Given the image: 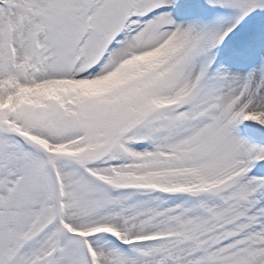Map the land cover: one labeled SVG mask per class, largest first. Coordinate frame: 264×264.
<instances>
[{
	"label": "snow or ice",
	"instance_id": "6c2138e0",
	"mask_svg": "<svg viewBox=\"0 0 264 264\" xmlns=\"http://www.w3.org/2000/svg\"><path fill=\"white\" fill-rule=\"evenodd\" d=\"M0 264H264V0H0Z\"/></svg>",
	"mask_w": 264,
	"mask_h": 264
}]
</instances>
